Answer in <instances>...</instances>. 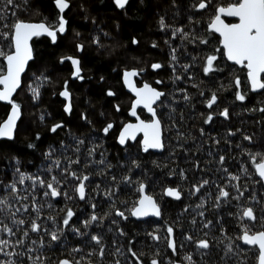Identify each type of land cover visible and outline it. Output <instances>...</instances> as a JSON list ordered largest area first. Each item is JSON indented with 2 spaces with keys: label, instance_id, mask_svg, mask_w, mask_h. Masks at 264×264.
Segmentation results:
<instances>
[{
  "label": "trees",
  "instance_id": "16d2710c",
  "mask_svg": "<svg viewBox=\"0 0 264 264\" xmlns=\"http://www.w3.org/2000/svg\"><path fill=\"white\" fill-rule=\"evenodd\" d=\"M69 2L70 8L63 14L67 30L62 35L58 33L57 42L53 44L47 35L30 42L33 59L26 66L14 99L20 105L21 116L14 138L0 140V200L6 201V205H0V228L6 224L14 233L8 236L0 231V239L12 245L7 251L17 253L11 257L0 255V262L33 264L31 256L41 257L43 264L62 260L73 264H138V257L139 264H152L153 260L158 264H188L185 257L191 256L195 264H256L257 251L241 245L239 237L245 227L251 232L264 231V187L251 160L257 153L264 155V112L259 110L264 108V90H249L246 69L227 62L218 47V37L207 26L217 6L234 0H206L208 7L201 11L196 10L200 0H129L124 9L118 8L114 0ZM59 17L55 0H13L11 5L0 0V33L10 34L17 21L56 26ZM201 39L208 43H200ZM78 45H83V79L71 80L65 58L76 55ZM0 49L11 51V39L0 37ZM213 54L218 57L215 66L219 70L205 75V58ZM157 63L161 68L152 70ZM130 68L145 70L149 83L165 93L163 103L159 101L155 107L162 127L161 153L144 152L139 138L122 148L116 145V134L128 119L126 111L131 101L120 85L121 73ZM4 69L0 58V70ZM236 77L241 80L239 90L246 96L243 105L248 119L242 118V102L236 101ZM65 84L72 89L74 98L68 116L58 99ZM37 86L38 99L32 93ZM108 91L115 95L108 96ZM213 93L217 104L212 108L229 112V119H218L216 127V122L206 126L200 123L203 102ZM5 111L0 105V120ZM138 115L149 120L142 110ZM109 123L114 127L105 135L103 129ZM56 124L63 127L53 133L51 128ZM246 136L251 138L249 152V147L244 149L240 142ZM81 140L84 143L78 144ZM226 140H235L236 147L242 145L233 154L227 151V158L234 160L231 166L226 164L227 158L220 163V154H214L220 144H211ZM50 151L51 158L47 156ZM77 159L79 163L71 162ZM101 159L103 164L99 163ZM55 160L60 161L59 167L54 165ZM71 172L89 176L85 200L71 189L75 182ZM20 173L46 183L55 176L61 195L44 196L47 188L34 186L32 180L19 184ZM204 180L208 183L195 193L194 186ZM141 183L160 208L158 221L136 223L129 217ZM11 184H16L18 195L27 199H17L8 187ZM166 188L178 190L181 199L166 197ZM221 188L230 195L218 202ZM109 198L117 202H109ZM245 208L253 209L255 221L242 216ZM68 209L74 216L65 228L63 219ZM117 211L124 212L127 219L117 216ZM93 214L102 219L85 227L84 222ZM13 220L25 223L21 226ZM33 221L40 225L39 232L31 231ZM169 227L174 233L171 238ZM73 229H79V233ZM53 232L59 236L58 241L51 240ZM153 235L160 239L154 240ZM92 236L100 237L101 243L96 244ZM169 239L176 242L175 253L168 246ZM200 240L209 242L207 250L196 247Z\"/></svg>",
  "mask_w": 264,
  "mask_h": 264
},
{
  "label": "snow or ice",
  "instance_id": "6c2138e0",
  "mask_svg": "<svg viewBox=\"0 0 264 264\" xmlns=\"http://www.w3.org/2000/svg\"><path fill=\"white\" fill-rule=\"evenodd\" d=\"M116 6L120 9H124L128 3V0H114ZM6 3L11 5L13 0H6ZM56 7L59 9L60 17L59 23L56 26H49L44 23L32 24L25 23L22 21H17L12 25V32L9 33H0V37L3 39H11V51H4L0 49V58H3L6 65V70H0V102H6L11 105V113L7 117L6 121L0 123V138L12 140L14 138V132L16 129V122L20 117V105L15 103L12 99L13 94L20 87V77L24 72L25 67L28 61L33 59V51L30 46L29 41L32 37H38L41 35H47L53 44L57 42L58 33L63 34L67 30L68 21L64 17V12L70 8L69 0H55ZM208 7V2L206 0H200L196 6L197 11L204 10ZM225 17L235 18L236 22H226ZM161 29L166 27L163 19L160 20ZM7 27V25H5ZM208 30L212 33H217L219 35L220 43L222 45L224 55L227 60L232 62L234 65L239 66L240 68L246 69L247 79L251 87L252 92H258L264 90V0H234V2L229 3L223 6H217L215 14L211 18V22L208 26ZM176 31L182 32V29H177ZM175 34V33H174ZM99 43V41H95ZM133 43L137 41L133 40ZM200 43L207 44V39H201ZM78 50L83 51V45H78ZM153 47H156L153 44ZM219 51V49H217ZM72 66H73V78L74 79H83L81 75L80 61L79 59L73 57H67ZM218 57L216 55H208L205 58V66L203 72L205 75L209 73L218 71V67L215 66V62ZM172 60H176L175 51H173ZM63 59L61 63H63ZM153 70L161 68L160 64H153ZM187 66H185V70ZM140 72L137 70H125L123 72V81L124 84L128 87L136 97L135 101L132 104L130 115L135 117L138 123H127L123 126L122 130L119 133L118 143L120 145H125L129 140H136L138 134H143L142 148L144 152H148L150 149H163L164 144L162 142V127L161 121L157 117V111L154 105H157V102L161 101V98L164 97L165 93L158 91L153 88L151 85L144 83L142 87H137L134 79L139 76ZM177 80L180 79L179 76L176 77ZM160 83V81H157ZM234 85L237 89L236 99L240 102H244L246 96L239 89L241 88V80L239 77H236L234 80ZM33 97L38 99L40 92L39 87L32 88ZM60 95L67 101L64 111L71 114L72 104H71V94L68 91L67 84H65L64 91ZM108 96H113L115 93L108 91ZM185 100H188L189 97L185 94ZM217 102V96L213 93L210 99L207 101L206 106L212 108ZM143 107L151 114V121L145 122L140 119V116L137 114V108ZM117 111L119 107L117 106ZM264 112V108L259 109ZM220 115L225 119H229L228 109H224L220 112ZM43 119V117H41ZM213 119V116L210 114L207 116L205 123H210ZM62 124H56L51 128L53 133L57 132L58 129L62 128ZM114 127L113 124L109 123L103 129L105 135H107L110 130ZM39 139V137H37ZM246 140L250 141V137H245ZM84 141H78V144H83ZM29 147H34V145H29ZM76 151H79V148H76ZM95 149H90V155L94 153ZM51 151L47 154L51 158ZM259 158V159H258ZM252 163L255 166V172L260 177L261 180H264V155L257 153L251 157ZM72 163H79V159L71 161ZM224 162V157H220V163ZM56 167H59L60 161H53ZM99 163L103 164L104 160L101 159ZM67 171V170H65ZM226 171V169H225ZM19 173V169L17 168ZM70 175L79 181L76 186V191L78 193L80 200L86 199V183L89 180L88 175L77 176L75 172H71ZM233 180L239 179L236 176L230 177ZM32 180L33 185H39L40 187H46L48 191L44 192V196H50L52 198H57L61 195V191L57 187L60 183L55 176L51 178V182H45L39 177L25 176L23 173L19 174L18 183L23 185L25 180ZM115 179V177H113ZM208 183L207 180H204L199 186H194V192H200V189ZM12 193L17 194V199H27V197H21L18 195L20 189L17 188L16 184L8 185ZM99 187V186H97ZM140 193V199L137 201L136 206L131 210V215L137 218L155 216L159 217L161 215L160 208L157 202L153 199L152 196L145 194V185L141 183L138 187ZM237 191H240L237 187ZM66 195V193L64 194ZM111 195V193H109ZM165 195L172 197L176 200L181 199V193L173 188H168L165 190ZM229 192L224 188L220 189L219 196L217 201L220 199H227L229 197ZM240 195H243V192H240ZM0 205H6V201L0 200ZM95 208V205H92ZM27 207H24V211H27ZM34 210L38 211V209ZM16 211H20L19 208ZM117 216H120L124 219H127L124 212L117 211L115 213ZM15 216V213L12 214ZM202 215V213H201ZM74 216V212L71 209H68L66 216L63 219V225L65 228L70 226V221ZM242 216L248 220L255 221L256 217L254 215L252 208H245L242 211ZM102 218L98 217L96 214H93L89 220L84 222L85 227H88L91 223L100 221ZM13 223L23 225L25 222L23 220H13ZM208 225L206 224L205 227ZM41 230L40 225L35 221L32 222L31 231L39 232ZM0 231L6 233L8 236L14 235L13 230L8 225H3L0 228ZM73 231L79 233V229H73ZM168 236L171 238L174 233L173 229L169 227L167 229ZM123 235V233H121ZM24 235L27 236V231L24 232ZM154 240H159L160 237L153 235ZM91 239L96 243L100 244L101 240L98 236H92ZM189 241L192 240V237H187ZM245 245L255 246L258 248V264H264V231L258 233H253L247 227L244 228L243 234L239 237ZM51 240L58 241L59 236L53 232L51 233ZM19 243H23L22 241ZM35 243V241H33ZM9 241L6 239H0V255L5 256H15L17 253L15 251L9 252L6 249L11 247ZM169 248L175 253L176 251V242L174 239H169ZM209 242L207 240H200L196 243L198 249L209 248ZM29 252L32 249H28ZM79 251V249H75ZM131 251V249H130ZM229 252L232 251L231 246L228 249ZM101 256L103 255V248L100 250ZM132 255L135 257L136 254L133 252ZM30 260H33V264H36L37 261L40 264H43L41 257H29ZM185 259L188 261V264H195L191 256H186ZM139 264V260L137 257ZM0 264H15V261L8 260L2 261ZM60 264H70L68 260L60 261ZM152 264H158V261L153 260Z\"/></svg>",
  "mask_w": 264,
  "mask_h": 264
},
{
  "label": "flooded vegetation",
  "instance_id": "af4514ba",
  "mask_svg": "<svg viewBox=\"0 0 264 264\" xmlns=\"http://www.w3.org/2000/svg\"><path fill=\"white\" fill-rule=\"evenodd\" d=\"M215 14V13H214ZM218 43H219V38H218ZM219 47V46H218ZM223 51V50H222ZM80 50H78L77 49V53H76V55H74V54H69L70 56H74V57H77L78 59H79V61H80ZM68 55V56H69ZM67 56V57H68ZM68 63V62H67ZM68 65H70L69 63H68ZM80 68H81V66H80ZM151 68V67H150ZM131 69V68H130ZM133 69V68H132ZM137 69V68H136ZM152 69V68H151ZM138 70V69H137ZM153 70V69H152ZM139 71V70H138ZM143 71V70H142ZM145 71V70H144ZM144 71H143V74L142 75H139V77H137L136 78V80H135V83L136 84H138V85H140V83L141 82H145V83H149V81L144 77L145 76V73H144ZM70 72H71V65H70ZM146 72V71H145ZM81 73H82V70H81ZM69 76H70V73H69ZM71 79V78H70ZM72 80V79H71ZM150 84V83H149ZM120 85H121V80H120ZM152 85V84H151ZM122 86V88H123V85H121ZM64 88L65 87H63V88H61L60 89V91L58 92V99H61V109H62V112L65 114V115H69V113H66L65 111H64V106H65V103H66V100L64 99V98H61L60 97V93L62 92V91H64ZM68 88V87H67ZM68 91L70 92V94H71V104H73V95H72V89L70 90V88H68ZM123 91H124V88H123ZM18 92V91H17ZM16 92V93H17ZM235 92H237L236 90H235ZM124 93H126V91H124ZM52 94H54V93H52ZM128 96H130L131 97V95H129L128 93H126ZM16 98V95L12 98L13 99V101H14V99ZM131 100H132V97H131ZM236 101H238L237 99H236ZM15 103H17L16 101H14ZM131 102V101H130ZM240 102V101H239ZM243 103L244 102H242V109H241V112H242V118H246V119H248V112H247V110L245 109V106L243 105ZM206 104H207V101L205 102H203V105H202V110H203V113L201 114V116H200V118H201V121H200V123L202 124V125H208V124H211V125H213L215 122H216V125H215V127L218 125L217 124V122H218V119H225L223 116H221L220 115V112H222L223 110L222 109H219V108H208L207 106H206ZM217 104V103H216ZM221 104H223V103H221ZM0 105H2L3 107H5L6 108V114L4 115V117L0 120V122L2 121V120H4L5 118H6V115L8 114V110L11 108V105H9L8 103H2V102H0ZM129 105H130V103H129ZM215 105H213V107H214ZM130 107V106H129ZM129 109V108H128ZM139 111H141V110H139ZM138 112V111H137ZM126 113H127V111H126ZM212 115L213 116V119H212V121L210 122V123H205V120H206V118H207V116L208 115ZM126 117H127V114H126ZM149 119H150V117H149ZM127 120H129V118L127 119ZM146 121H148V120H146ZM127 122V121H126ZM125 122V123H126ZM17 127V126H16ZM214 127V128H215ZM16 130V129H15ZM14 135H15V132H14ZM117 135V134H116ZM75 138V137H74ZM138 140V138H136V140L135 141H137ZM4 141V140H3ZM7 141H11V140H7ZM135 141H133V142H135ZM238 141H239V139H238ZM234 142H236L235 140H226V141H215V142H211V144L212 145H216V144H220L219 146H217V147H215V149H214V154H220V157L221 156H223L224 158H227V156H228V153L229 154H233V153H235L236 152V150H237V148L238 147H242V145H240V144H238V146L236 147V146H234ZM240 142H243V145H245V148L244 149H246L247 150V148L249 147V150H248V152L251 150L250 148H251V142L249 141V140H246V139H243V140H241ZM128 144V143H127ZM126 144V145H127ZM243 149V150H244ZM227 151H228V153H227ZM206 152V151H205ZM205 152H204V154L202 155V156H206L205 155ZM248 156V155H247ZM44 157H41V158H39V159H43ZM249 158H250V156H249ZM234 160H232L231 158H227V165L228 166H231V164H232V162H233ZM226 165V166H227ZM252 167L254 168V171H255V166L254 165H252ZM112 174L111 173H109V175L108 176H111ZM77 176H81V175H77ZM79 183V181L78 180H76L75 179V182H74V184L72 185V187H71V189L74 191L75 189H76V186H77V184ZM115 197V195L114 194H112V198H114ZM109 200V202H117V200L116 199H113V200H111L110 198L108 199ZM247 219V218H246ZM248 220V219H247ZM253 233H258V232H253ZM240 243H241V239H240ZM241 245H242V243H241ZM244 246V245H243ZM254 249H255V247H254ZM256 250V249H255ZM257 251V250H256ZM258 254V253H257ZM60 263V262H59ZM58 263V264H59ZM71 263V262H70ZM71 264H73V263H71Z\"/></svg>",
  "mask_w": 264,
  "mask_h": 264
},
{
  "label": "water",
  "instance_id": "95a60500",
  "mask_svg": "<svg viewBox=\"0 0 264 264\" xmlns=\"http://www.w3.org/2000/svg\"><path fill=\"white\" fill-rule=\"evenodd\" d=\"M129 1V0H128ZM225 19V21L226 22H236V20H235V18H229V17H225L224 18ZM25 23H32V24H39L38 22H28V21H24ZM210 22H211V20H210ZM210 22H209V24H210ZM209 24L207 25V26H209ZM216 37H218L219 38V43H218V46H219V48H221L222 50H223V48H222V45H221V43H220V37H219V35L217 34V33H213ZM33 38H35V37H32V39ZM31 39V40H32ZM31 40L29 41V43L31 42ZM223 55H224V51H223ZM68 57H73V58H76V59H78L77 57H74V56H68ZM67 58V57H66ZM65 58V60L71 65V72H70V78L72 79V80H75L74 78H73V66H72V64H71V62L68 60V59H66ZM224 58H226V56L224 55ZM226 60H227V58H226ZM29 62V61H28ZM227 62L229 63V64H231V65H233L234 66V64L232 63V62H230V61H228L227 60ZM28 64V63H27ZM27 66V65H26ZM236 67H238V68H240L239 66H237V65H235ZM4 70H6V65H5V61H4ZM26 69H27V67H25V70H24V72L21 74V77H20V86H21V82H22V76L25 74V72H26ZM125 70H133L132 68L131 69H125ZM124 70V71H125ZM135 70H137L136 68H135ZM123 71V72H124ZM138 71V70H137ZM123 72L121 73L122 75H121V85H123V88H124V91H126V93H128L129 95H131V97H132V100H131V102H130V107H129V109L127 110V117L129 118V120H127V122L126 123H124L120 128H119V131L117 132V135H116V138H115V140H116V145H118L119 147H124V146H126V144L128 143V142H133V140H129L125 145H120L119 143H118V137H119V133H120V131L122 130V128H123V126L125 125V124H127V123H133V124H135V123H138V121L136 120V118L135 117H133V116H131L130 115V112H131V108H132V104H133V102L135 101V99H136V97L134 96V94L131 92V91H129V89H128V87L124 84V81H123ZM138 72H140V75H142L143 74V71H138ZM137 77H139V76H137ZM137 77H135V78H133L134 79V82H135V80H136V78ZM246 79H247V71H246ZM248 80V79H247ZM145 82H141L140 83V85H138V84H136V86L137 87H142L143 86V84H144ZM147 84H149V83H147ZM149 85H151V84H149ZM152 86V85H151ZM248 86H249V90L251 91V87H250V84H249V82H248ZM153 87V86H152ZM0 88H2V86H0ZM20 88V87H19ZM19 88L16 90V92L19 90ZM153 88H155V87H153ZM155 89H157V88H155ZM158 91H161V90H159V89H157ZM16 92L13 94V96H12V98L16 95ZM162 92V91H161ZM252 92V91H251ZM258 92H261V91H258ZM252 93H257V92H252ZM60 97L61 98H63L61 95H60ZM159 102V101H158ZM157 102V103H158ZM2 103H6V102H2ZM67 104V101H66V103H65V105ZM156 105H154V107H155ZM64 108H65V106H64ZM139 110H142L148 117H150V119L148 120V121H146V120H144L145 122H150L151 121V119H152V117H151V114H149L148 112H147V110L146 109H144L143 107H138L137 108V111H139ZM10 113H11V108L8 110V114L6 115V118L4 119V120H2L0 123H3L4 121H6V119H7V117L10 115ZM137 114H138V112H137ZM20 116H21V111H20ZM20 118V117H19ZM140 119L141 120H143L141 117H140ZM19 120V119H18ZM17 120V121H18ZM17 123L18 122H16V126H17ZM136 138H139L140 139V142H141V145H142V140H143V134L142 133H140V134H138L137 135V137ZM0 140H4V141H7L8 139H4V138H0ZM163 149H150L149 151H152L153 153H161V151H162ZM255 174H256V172H255ZM256 177H258V179L260 180V182H261V184H262V186L264 187V180H261L260 179V177L256 174ZM166 189H168V188H166ZM166 189H164V192H165V190ZM138 194H139V198H138V200L140 199V193L138 192ZM145 194L146 195H149L148 193H146L145 192ZM150 196V195H149ZM166 197H168V198H170V199H172V200H174V198H172V197H169V196H167L166 195ZM154 199V198H153ZM137 200V201H138ZM137 201H136V203H137ZM136 203H135V206H136ZM129 217L134 221V222H136V223H142V222H145V221H153V220H155V221H158L159 219H160V216L159 217H155V216H147V217H142V218H137V217H134V216H132L131 215V213H130V215H129ZM241 243H242V245H244L245 247H247V248H253V247H255V246H248V245H245L243 242H242V240H241ZM255 249L257 250V253H258V248L257 247H255ZM258 255V254H257ZM60 264V263H59ZM71 264V263H70ZM178 264V263H177ZM256 264H258V258H257V262H256Z\"/></svg>",
  "mask_w": 264,
  "mask_h": 264
},
{
  "label": "rangeland",
  "instance_id": "374dc122",
  "mask_svg": "<svg viewBox=\"0 0 264 264\" xmlns=\"http://www.w3.org/2000/svg\"><path fill=\"white\" fill-rule=\"evenodd\" d=\"M153 86V85H152ZM153 87H155V86H153ZM155 88H157V87H155ZM157 89H159V90H161L162 92H163V90L162 89H160V88H157ZM263 91V90H262ZM259 93V92H258ZM156 107V106H155ZM150 195V194H149ZM151 196V195H150Z\"/></svg>",
  "mask_w": 264,
  "mask_h": 264
}]
</instances>
